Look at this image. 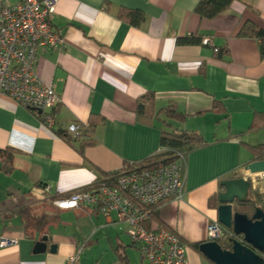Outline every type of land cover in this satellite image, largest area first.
<instances>
[{"label":"crops","instance_id":"obj_1","mask_svg":"<svg viewBox=\"0 0 264 264\" xmlns=\"http://www.w3.org/2000/svg\"><path fill=\"white\" fill-rule=\"evenodd\" d=\"M0 1L12 6L22 0ZM198 1L55 2L51 26L60 42L39 48L34 63L39 79L52 83L60 99L54 124L48 127L40 113L0 95V154L12 151L10 165L0 160V238L15 240L0 246V264H63L78 249L83 252L90 223L80 219L100 214L85 205L61 210L48 198L88 188L99 172H116L161 152L163 130L193 132L205 144L186 153L182 197L160 204L159 221L151 224L181 238L188 264H211L193 247L207 242L208 225L218 222L210 199L225 179L250 180L246 166L258 161L251 150L264 148V57L260 41L242 34L249 25L264 31V0L233 1L213 19L194 12ZM121 8L140 11L143 23L120 20ZM186 37L198 42H182ZM203 38L211 45H203ZM145 95L154 99L149 120L137 116L138 99ZM163 111L183 120L168 119ZM73 122L82 126L77 138L67 131ZM254 187L261 193L263 182ZM27 205L37 213L46 206L57 213L45 212L50 220L44 233L25 231L16 211ZM70 217L75 223H68ZM104 221L99 228L117 223ZM44 236L55 250L33 253ZM118 242L124 244L116 237L112 246Z\"/></svg>","mask_w":264,"mask_h":264},{"label":"built area","instance_id":"obj_2","mask_svg":"<svg viewBox=\"0 0 264 264\" xmlns=\"http://www.w3.org/2000/svg\"><path fill=\"white\" fill-rule=\"evenodd\" d=\"M56 1L22 0L12 6L0 1V95L12 98L25 108L40 111L48 127L54 124L52 111L60 99L52 83L39 79L34 63L39 48L60 42L51 26ZM201 43L211 45L209 38H203ZM81 130L82 126L75 122L67 127L72 138L79 137ZM174 154L176 158L171 163L152 170H130L123 166L111 177L102 180L97 177L88 190L54 198L52 205L61 210L85 205L107 219L126 224L132 246L139 251L144 264H188L181 238L150 221L152 208L182 197L185 155ZM250 180L253 187L258 182L264 184V174L261 178L252 175ZM44 192L50 193V188L44 187ZM207 235L208 241L235 238L232 231L217 221L208 225ZM14 243L15 240L0 238V246ZM81 252L82 249H78L63 264H78Z\"/></svg>","mask_w":264,"mask_h":264},{"label":"trees","instance_id":"obj_3","mask_svg":"<svg viewBox=\"0 0 264 264\" xmlns=\"http://www.w3.org/2000/svg\"><path fill=\"white\" fill-rule=\"evenodd\" d=\"M233 1H242L246 5H249V0H199L197 5L194 8V12L200 17L204 19H213L217 15L224 12ZM117 17L120 20L129 22V24L139 27L143 21L144 16L143 14L138 10H128L121 8L118 11ZM243 35H247L249 37L256 38L260 41V52L261 55L264 57V31L255 29L252 26H248L242 32ZM184 43H195L198 42V39L192 38V37H186L181 40ZM162 110L159 113H161ZM163 113L166 115L168 119H175V120H183V115L169 111ZM154 114V99L151 95H145L144 97H141L138 99V114L139 118H144L146 120L151 119ZM260 115L256 114L255 118L253 119V124L256 125V118H258ZM90 131L89 134H92L93 129L95 128V125L91 122L90 123ZM252 124V125H253ZM60 136L69 144H72L74 139H72L70 136H68L65 133H60ZM87 144H92V142H89ZM205 144V142L201 139V137L193 132H186V131H178V130H170L165 131L163 130L161 133V148L162 151L154 154L153 156L146 158L141 161H135L128 166V169L130 170H152L156 169L162 165H167L171 163L175 158V152H181L184 155L190 150H193L201 145ZM86 145V144H85ZM84 143L80 146L78 149L79 153L83 152V147L85 146ZM252 153L255 155V159L260 161L264 160V148L261 146L253 147ZM7 156L5 157L3 154H0V160L7 162V164L10 165L11 163V157H12V151L8 150L6 151ZM98 172V171H97ZM115 172L111 173H101L99 172L98 178L101 180L107 177H111ZM90 187L85 188L81 191L88 190ZM68 196L67 195H56L54 197L48 198L49 201L53 200L57 197H63ZM209 205L211 207H218V195L216 197H213L210 199ZM262 205V194L259 193L257 190L251 189L249 192V197L245 203H239L235 202L234 204V212L239 214H244L247 217L251 218L254 214V210L256 207H260ZM16 213L22 218L23 226L25 228L26 232H29L30 229H33L35 232H43L44 228L47 227L49 224V217L45 212L37 213L33 211V208L31 205L23 206L19 210L16 211ZM150 221H159L158 220V213H157V207L152 208L150 212ZM231 231V230H229ZM222 249H230L231 248V242L229 238H221L216 241ZM199 245L195 244L193 245L194 249L202 255L204 258H206L200 251H199ZM126 248L127 246L118 242L115 245V254L117 256V262L118 264H131L130 261L127 258L126 255ZM207 259V258H206ZM208 260V259H207ZM210 262V261H209ZM213 264L212 262H210Z\"/></svg>","mask_w":264,"mask_h":264},{"label":"water","instance_id":"obj_4","mask_svg":"<svg viewBox=\"0 0 264 264\" xmlns=\"http://www.w3.org/2000/svg\"><path fill=\"white\" fill-rule=\"evenodd\" d=\"M246 171L251 175L264 174V160L248 164ZM219 185L222 191L218 194V223L231 230L235 238H230V249H222L216 241H207L199 245V251L213 264H264V184L262 205L255 208L251 218L234 212L235 202L247 201L253 189L251 180L229 178ZM55 247L48 246L44 236L35 243L33 253H44L47 249L53 252Z\"/></svg>","mask_w":264,"mask_h":264},{"label":"rangeland","instance_id":"obj_5","mask_svg":"<svg viewBox=\"0 0 264 264\" xmlns=\"http://www.w3.org/2000/svg\"><path fill=\"white\" fill-rule=\"evenodd\" d=\"M261 188V187H258ZM45 212L51 216H57V213L50 206H46ZM87 218L89 224L85 225V239L90 242L83 241V252L78 262L83 264H93V262H99L100 264H118L117 256L115 254V246H112L115 238L118 237L126 246V255L131 264H144L141 260L140 253L132 246L131 237L128 235V226L122 222L113 223L107 225L105 228H99L102 225L105 226L104 217L98 216V219L92 220L89 216H84L83 220ZM62 220V218H60ZM68 223H75L71 217L67 219ZM108 236H111L110 238ZM112 241V242H111Z\"/></svg>","mask_w":264,"mask_h":264}]
</instances>
